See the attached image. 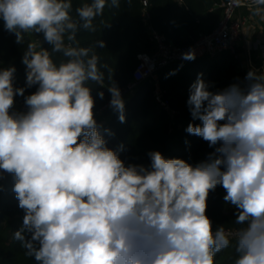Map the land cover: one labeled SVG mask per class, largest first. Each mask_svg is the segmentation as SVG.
Segmentation results:
<instances>
[{
    "label": "clouds",
    "instance_id": "clouds-1",
    "mask_svg": "<svg viewBox=\"0 0 264 264\" xmlns=\"http://www.w3.org/2000/svg\"><path fill=\"white\" fill-rule=\"evenodd\" d=\"M120 3L88 0L74 8V0H0L4 28L18 44L24 34L42 33L50 46L27 44L25 87H14V66L0 69V171L14 176L25 213L14 239L36 264H215L233 241L234 264H264V69L215 92L203 74L190 86L187 105L201 123H189L186 132L214 149L206 160L193 166L150 151L149 166L126 165L95 118L91 85H101L107 65L93 48L104 41L77 42L80 31L96 32L94 21ZM248 6L264 16V0ZM195 58L191 50L182 54ZM33 86L27 111H13L15 97ZM107 89L125 122L120 89ZM217 186L236 209L234 231L214 227L207 216Z\"/></svg>",
    "mask_w": 264,
    "mask_h": 264
},
{
    "label": "trees",
    "instance_id": "trees-1",
    "mask_svg": "<svg viewBox=\"0 0 264 264\" xmlns=\"http://www.w3.org/2000/svg\"><path fill=\"white\" fill-rule=\"evenodd\" d=\"M121 0L119 8L108 7L102 17L94 24L96 32L80 31L77 42L81 46H94L97 40H103L105 46L93 48L100 58L104 73L101 85L92 84L95 98L94 112H103L109 105L111 94L107 87L114 83L122 92L133 81L141 54L152 55L155 44L151 39L150 29L164 35L169 43L177 47H191L202 36L211 34L224 16L220 7L229 0ZM88 0H74V8ZM148 14L146 20L144 15ZM29 42H44L43 34H24L22 44L16 42L14 33L4 28L0 17V69L14 66L13 84L15 88L26 85V67L21 63L23 51ZM54 55V59L60 57ZM108 69L112 71L109 72ZM198 74L209 84L210 91L222 90L244 79L247 71L232 53H225L216 58L195 59L175 63L158 72V79L171 110L160 109L154 96L155 85L151 81L141 84L136 92L126 98L125 122L118 119L119 113L112 111L105 116L108 122H97L99 131L107 141V146L116 150L120 158L128 164L150 165L148 153L159 151L165 158H180L195 166L206 160L214 151L201 137L188 134L189 123L200 124L193 120L187 99L190 86ZM103 86V87H102ZM37 86L26 88L24 96L17 95L13 111L21 112L18 102L36 91ZM99 92H104L101 99ZM110 130L109 135L105 130ZM122 146V147H121ZM3 172L0 171V177ZM14 176L7 177L0 185V264H36L34 258L27 255L21 242L14 239V233L23 225L24 211L19 208L13 191ZM226 195L222 186H217L208 197L207 216L213 226H223L226 230H235L236 209L223 200ZM236 259L235 242L230 247L217 253L215 264H234Z\"/></svg>",
    "mask_w": 264,
    "mask_h": 264
},
{
    "label": "built area",
    "instance_id": "built-area-1",
    "mask_svg": "<svg viewBox=\"0 0 264 264\" xmlns=\"http://www.w3.org/2000/svg\"><path fill=\"white\" fill-rule=\"evenodd\" d=\"M243 4L245 6L235 7L232 4V0L222 4L220 7L224 10V16L215 31L211 34L202 36L191 47L174 46L169 43L164 35L150 29L151 39L155 44V52L152 55L141 54L138 57L139 64L134 73L133 81L121 92L122 98L124 99L134 94L138 87L144 82L151 81L155 85L154 96L160 109L175 114V112L171 110V104L166 98L165 91L162 90L160 86L158 72L171 64L188 62L182 59V54L190 50L195 52V59H203L207 57L213 59L225 53H232L237 59H239L237 53L238 46L240 41L244 37H248V34L251 32L250 30H252V28L249 27V25L253 20L252 15L243 17L238 13L241 8H246L247 10L252 11L248 6L250 0H243ZM144 5H147L145 0ZM144 17L146 20L149 19L148 14H145ZM258 46L260 48V44L255 42L251 45V49H257ZM262 56L264 58V48H262ZM244 82L243 79L241 83L243 84ZM18 106L21 112L27 111V106L22 101L18 102ZM110 109L111 107L109 104L104 110L107 111ZM102 117L103 112L95 113L97 122ZM9 176H12V174L3 172V175L0 177V185Z\"/></svg>",
    "mask_w": 264,
    "mask_h": 264
},
{
    "label": "crops",
    "instance_id": "crops-1",
    "mask_svg": "<svg viewBox=\"0 0 264 264\" xmlns=\"http://www.w3.org/2000/svg\"><path fill=\"white\" fill-rule=\"evenodd\" d=\"M238 13L243 17H247L249 15H252L253 17L252 23L249 25L252 30H250V33L248 32V37H244L240 41L237 49L241 65L247 72L252 69L258 71L262 70L264 69V58L262 56V48H264V16L253 15L252 11H249L246 8H241ZM255 42L260 44V48L258 46L257 49H251V45ZM109 118L110 117L106 119L104 115L100 119V122H108Z\"/></svg>",
    "mask_w": 264,
    "mask_h": 264
},
{
    "label": "water",
    "instance_id": "water-1",
    "mask_svg": "<svg viewBox=\"0 0 264 264\" xmlns=\"http://www.w3.org/2000/svg\"><path fill=\"white\" fill-rule=\"evenodd\" d=\"M112 111H114L112 108L110 110H107L104 112L105 116H108Z\"/></svg>",
    "mask_w": 264,
    "mask_h": 264
},
{
    "label": "rangeland",
    "instance_id": "rangeland-1",
    "mask_svg": "<svg viewBox=\"0 0 264 264\" xmlns=\"http://www.w3.org/2000/svg\"><path fill=\"white\" fill-rule=\"evenodd\" d=\"M220 23V22H219Z\"/></svg>",
    "mask_w": 264,
    "mask_h": 264
}]
</instances>
